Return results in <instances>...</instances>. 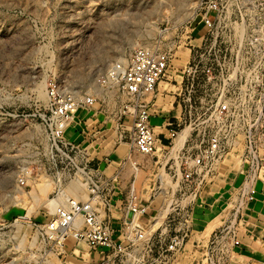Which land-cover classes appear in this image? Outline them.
I'll use <instances>...</instances> for the list:
<instances>
[{"label":"rangeland","instance_id":"1","mask_svg":"<svg viewBox=\"0 0 264 264\" xmlns=\"http://www.w3.org/2000/svg\"><path fill=\"white\" fill-rule=\"evenodd\" d=\"M144 47L170 55L146 97L160 126L149 155L134 147L122 117L128 97L106 83L113 65ZM248 82L264 85V0H0V264L98 259L86 241L45 230L55 214L50 201L75 196H95L102 217L117 222L133 201L151 205L142 220L147 240L111 264H224L237 246L225 241L222 255L210 244L251 189L244 137L190 179L185 159L219 131L220 105ZM62 100L78 103L65 129L74 149L56 137ZM85 113L95 114L93 139L80 144ZM177 236V251H166Z\"/></svg>","mask_w":264,"mask_h":264},{"label":"built area","instance_id":"2","mask_svg":"<svg viewBox=\"0 0 264 264\" xmlns=\"http://www.w3.org/2000/svg\"><path fill=\"white\" fill-rule=\"evenodd\" d=\"M210 10L216 11L218 15L221 9L218 3H213ZM214 22L215 19L207 17L206 23L210 28ZM169 65V53L147 47L139 48L130 60L113 65L106 80L109 87L120 86L128 97L123 105L122 117L132 124L133 144L142 154H152L157 147V135L146 97L156 90ZM92 102L93 98L87 99V103ZM77 108L76 101L62 100L55 111L63 119L57 125L60 130L56 137L72 149L77 144L66 140L65 129L68 121L74 119ZM220 113L219 131L197 153L186 157L185 175L190 179L195 173H201L204 167L217 161L225 153L238 134H242L245 142L244 161L249 172L246 185L251 189L243 194L240 203L235 206L229 224L215 233L210 244L211 253L225 255L229 247L223 244L225 241L228 240L237 247L242 244L239 229L240 224L245 222L242 210L254 199L253 187L264 171V85L248 82L237 86L233 99H227L220 105ZM228 121L230 124L226 126ZM95 193L96 188L92 187V195ZM96 199L95 196L87 199L75 196L70 197L66 203L58 204L54 217L47 223L45 230L51 234H62L65 237L72 235L86 241L90 249L95 251L96 257H99L90 264H111L113 256L127 253L137 242L147 240L148 233L142 220L149 214L151 205H141L133 201L129 205L130 214L120 221L117 230L112 219L102 217L94 204ZM181 243L182 239L178 236L173 238L166 251L175 253Z\"/></svg>","mask_w":264,"mask_h":264},{"label":"crops","instance_id":"3","mask_svg":"<svg viewBox=\"0 0 264 264\" xmlns=\"http://www.w3.org/2000/svg\"><path fill=\"white\" fill-rule=\"evenodd\" d=\"M84 112L87 113V111ZM85 114L77 121L78 126L82 127V130L79 128L77 133L80 144L93 139V127H89V120L95 114L89 113L90 115L86 114V116ZM253 189L255 190L254 199L249 201L242 210L246 228V231H240L242 244L236 247L235 255L232 251L231 255L227 256L223 261L224 264L225 262L227 264H264V181L257 180ZM113 225L118 230L120 222L113 221Z\"/></svg>","mask_w":264,"mask_h":264},{"label":"bare ground","instance_id":"4","mask_svg":"<svg viewBox=\"0 0 264 264\" xmlns=\"http://www.w3.org/2000/svg\"><path fill=\"white\" fill-rule=\"evenodd\" d=\"M155 130H156V128H155ZM156 132V131H155ZM187 132H188V128H185V129H183L180 133H179V136H178V138H177V143L179 144V146L183 143V141L185 140V138L187 137ZM177 143H176V146H177ZM56 201L53 199V200H51L50 201V207H51V209L54 211L55 210V207H56ZM169 211V210H168ZM164 214V213H163ZM163 217V216H162ZM161 216L160 217H157V218H155V221L156 222H154V225L153 226H157L158 225V223L160 222V220H161V218H162Z\"/></svg>","mask_w":264,"mask_h":264}]
</instances>
